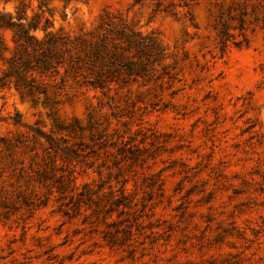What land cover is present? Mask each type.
I'll return each instance as SVG.
<instances>
[{
	"label": "rangeland",
	"instance_id": "1",
	"mask_svg": "<svg viewBox=\"0 0 264 264\" xmlns=\"http://www.w3.org/2000/svg\"><path fill=\"white\" fill-rule=\"evenodd\" d=\"M41 2L54 32L89 33L110 11L165 58L108 96L72 81L49 101L4 92L0 140L18 146L0 141V264H264V0ZM72 170L80 187L125 185L127 205L66 206Z\"/></svg>",
	"mask_w": 264,
	"mask_h": 264
},
{
	"label": "trees",
	"instance_id": "2",
	"mask_svg": "<svg viewBox=\"0 0 264 264\" xmlns=\"http://www.w3.org/2000/svg\"><path fill=\"white\" fill-rule=\"evenodd\" d=\"M0 2L15 5L13 12L6 11L5 7L0 9V98L14 88L22 96L42 95L49 101L50 91L69 81L108 96L133 82L146 80L165 58V48L154 34L144 35L110 11L104 13L93 31L72 37L63 31L51 30L52 22L44 14L43 2L37 9L32 8V0ZM13 124L27 127L34 142L45 137L48 150L55 157L71 162L78 157L76 150L62 147L37 126H26L21 121ZM75 125L76 120L66 129L75 132ZM78 129L81 128L78 126ZM3 143L8 150L18 146L9 141ZM74 173L75 170L70 171L67 182L58 188L68 198L66 206L78 210L83 205L95 206V211L109 214L111 206L127 205L125 185L116 191L109 187L108 192H103L102 184L95 188L84 183L80 187Z\"/></svg>",
	"mask_w": 264,
	"mask_h": 264
},
{
	"label": "clouds",
	"instance_id": "3",
	"mask_svg": "<svg viewBox=\"0 0 264 264\" xmlns=\"http://www.w3.org/2000/svg\"><path fill=\"white\" fill-rule=\"evenodd\" d=\"M10 10V9H9Z\"/></svg>",
	"mask_w": 264,
	"mask_h": 264
}]
</instances>
